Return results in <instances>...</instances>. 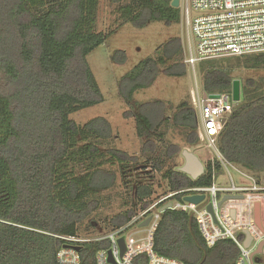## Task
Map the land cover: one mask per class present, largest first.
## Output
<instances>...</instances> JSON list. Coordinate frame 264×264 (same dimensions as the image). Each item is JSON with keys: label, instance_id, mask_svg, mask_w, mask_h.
Wrapping results in <instances>:
<instances>
[{"label": "trees", "instance_id": "obj_1", "mask_svg": "<svg viewBox=\"0 0 264 264\" xmlns=\"http://www.w3.org/2000/svg\"><path fill=\"white\" fill-rule=\"evenodd\" d=\"M111 3L116 27L103 32L96 29L100 0H0V264H61L58 252L67 244L63 237H90L81 232V224L99 205L102 192L115 185L116 171L109 166L119 165L132 194L125 209L104 221L108 227L99 223L105 224L104 232L95 219L87 225L93 237L124 225L139 207L151 203L163 187L152 171L162 172L170 192L212 183L210 161L194 180L170 162L178 153L176 144L163 154L160 150L165 158L156 155L157 142L165 137L162 127L170 125L187 130L188 146L198 145L193 104L181 102L170 118L163 99L134 102L135 93L150 87L161 73L187 74L181 37L161 44L155 57L142 60L118 81L120 96L132 105L125 116L135 117L144 140L142 167L136 156L107 145L115 135L106 117L83 124L70 117L105 100L88 55L116 29L128 22L143 28L156 21H182L181 7L172 0ZM112 58L125 63L126 51L117 50ZM226 58L199 63L204 92L232 94L235 70L264 68V52ZM240 80L241 100L217 144L230 162L259 177L264 171V77ZM79 246L81 262L96 264L97 251L107 242ZM154 247L186 264H236L239 253L231 239L208 246L194 215L170 208L162 213ZM135 264H147V256H138Z\"/></svg>", "mask_w": 264, "mask_h": 264}, {"label": "built area", "instance_id": "obj_2", "mask_svg": "<svg viewBox=\"0 0 264 264\" xmlns=\"http://www.w3.org/2000/svg\"><path fill=\"white\" fill-rule=\"evenodd\" d=\"M180 7L184 62L194 75L202 61L264 52V0H180ZM204 93L197 87L192 104L197 111L199 138L207 141L211 152L205 162L201 159L205 168L210 161L211 185H194L153 198L151 203L139 207L127 223L95 237H63L67 244L58 252L61 264H83L77 247L81 242L93 241L107 242L97 251L96 264H135V259L143 254L147 264H186L155 250L154 235L167 208L191 212L208 246L221 239L233 240L239 249L236 264H264V185L230 162L217 144L236 101L227 92L210 93L207 97ZM232 169L238 177L231 173ZM192 196L203 199L197 203L187 200ZM147 219L149 223L143 225ZM248 235L252 239L246 246ZM120 239L124 241L123 253ZM262 243L261 251L255 253Z\"/></svg>", "mask_w": 264, "mask_h": 264}, {"label": "rangeland", "instance_id": "obj_3", "mask_svg": "<svg viewBox=\"0 0 264 264\" xmlns=\"http://www.w3.org/2000/svg\"><path fill=\"white\" fill-rule=\"evenodd\" d=\"M116 18L115 5L111 3V0H100L96 24L97 31L108 32L114 29ZM173 37H181L183 43L182 23L166 24L163 21H156L140 28L128 22L116 29L103 44L88 55V62L94 71L105 100L102 103L79 110L70 116L80 124L98 116L106 117L111 122L115 135L107 145L120 148L136 156L138 162L141 163L140 167H142V162L147 157V154L143 151L144 140L138 136L135 117L125 116V112L131 110L132 105L126 103L120 96L118 81L122 75L133 70L142 60L155 57L158 54V47ZM117 50L126 51L127 60L125 63L119 64L113 60V54ZM226 59L215 62L226 61ZM186 67L187 74L180 77L167 76L161 73L150 87L138 90L135 93L134 102L140 104L155 99H163L166 103L165 116L172 118L181 102L189 101L192 103V95L196 93L197 87L203 90L202 75L199 68L196 69V76L190 67ZM233 75L237 79L241 78L243 80L247 78L259 79L264 77V68L257 70L237 69L233 72ZM162 130L165 131V137L163 141L157 142L158 151L156 155L165 158L162 155L163 150L171 144H176L178 153L170 161L172 165L177 167L184 165L183 149L195 152L204 162L211 155L207 147V141L200 139L196 146L187 145L185 141L187 130L185 128L170 125L168 128L162 127ZM160 150H162V154ZM109 167L116 171L115 185L102 192L99 196V205L81 224V232L83 234L89 233L88 236L90 237H93L92 234H95V232L88 229L87 225L95 219L96 223L98 222L97 227L101 228L100 232H104L106 230L104 227L107 226L104 221L125 209L124 202L132 194L130 186L122 178L119 165ZM231 173L235 177L239 176L234 169L231 170ZM152 174L155 176V182L163 183V187L157 188L158 194H156L155 199L170 192L167 191V182L162 179V172L152 171ZM255 177L264 185V171L259 174V177ZM155 186L157 187V185ZM99 223H105L106 226L105 224L100 226ZM261 257L262 255H258V258Z\"/></svg>", "mask_w": 264, "mask_h": 264}, {"label": "water", "instance_id": "obj_4", "mask_svg": "<svg viewBox=\"0 0 264 264\" xmlns=\"http://www.w3.org/2000/svg\"><path fill=\"white\" fill-rule=\"evenodd\" d=\"M172 5L174 7H180V0H172ZM208 93H204V97H207ZM211 96H217V95H211ZM232 96L233 99L236 102H239L241 100V80L240 79H235L233 81V90H232ZM182 155L185 159V163L183 166L180 167L181 171L187 173L188 175H190L192 177V179H198L205 171V165L202 162L201 158L193 151H190L189 149H183L182 151ZM203 199V196H192V197H187V200L189 201H193L195 203L199 202L200 200ZM168 206H170V203L165 205L163 207V209H166ZM257 217L259 220V207L257 206ZM150 219H147L143 225H147L149 223ZM251 235H248V238L246 239V246H249L251 243ZM120 245L122 248V253L124 252L125 248H124V241L123 239H120ZM263 243L259 246L258 250L255 251V253L260 252L261 251V247H262ZM79 247H77V249H79Z\"/></svg>", "mask_w": 264, "mask_h": 264}]
</instances>
